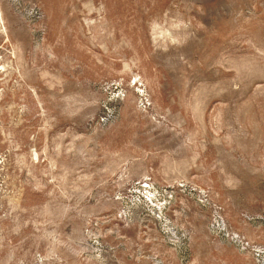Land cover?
Returning a JSON list of instances; mask_svg holds the SVG:
<instances>
[{"label": "rangeland", "instance_id": "obj_1", "mask_svg": "<svg viewBox=\"0 0 264 264\" xmlns=\"http://www.w3.org/2000/svg\"><path fill=\"white\" fill-rule=\"evenodd\" d=\"M0 264H264V0H0Z\"/></svg>", "mask_w": 264, "mask_h": 264}]
</instances>
